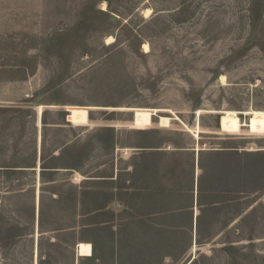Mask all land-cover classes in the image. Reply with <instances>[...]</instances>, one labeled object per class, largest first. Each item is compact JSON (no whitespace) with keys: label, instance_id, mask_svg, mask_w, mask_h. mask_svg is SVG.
<instances>
[{"label":"rangeland","instance_id":"obj_1","mask_svg":"<svg viewBox=\"0 0 264 264\" xmlns=\"http://www.w3.org/2000/svg\"><path fill=\"white\" fill-rule=\"evenodd\" d=\"M0 264H264V0H0Z\"/></svg>","mask_w":264,"mask_h":264},{"label":"bare ground","instance_id":"obj_2","mask_svg":"<svg viewBox=\"0 0 264 264\" xmlns=\"http://www.w3.org/2000/svg\"><path fill=\"white\" fill-rule=\"evenodd\" d=\"M104 6V5H103ZM104 8H106L104 6ZM152 9L151 8H146L145 12L146 15H149L151 13ZM108 42L107 43H111L114 41V36L110 35L107 37ZM144 50L146 52L150 51V46L148 43H145L143 46ZM224 76L222 77V79L224 80ZM78 255L79 256H85V257H89L93 255V245L90 242H85V241H81L78 244Z\"/></svg>","mask_w":264,"mask_h":264},{"label":"water","instance_id":"obj_3","mask_svg":"<svg viewBox=\"0 0 264 264\" xmlns=\"http://www.w3.org/2000/svg\"><path fill=\"white\" fill-rule=\"evenodd\" d=\"M117 18H118L117 15L112 14L110 20H111L112 22H114V21H116ZM68 112H69V111H68ZM68 115H69V113H68ZM133 118H134V116H133ZM40 152H41V151H40V146H39V154H40ZM39 211H40V209L38 208V223H39Z\"/></svg>","mask_w":264,"mask_h":264},{"label":"trees","instance_id":"obj_4","mask_svg":"<svg viewBox=\"0 0 264 264\" xmlns=\"http://www.w3.org/2000/svg\"><path fill=\"white\" fill-rule=\"evenodd\" d=\"M42 217H43V213H42V210H41V220H40V224H41V228H42Z\"/></svg>","mask_w":264,"mask_h":264},{"label":"crops","instance_id":"obj_5","mask_svg":"<svg viewBox=\"0 0 264 264\" xmlns=\"http://www.w3.org/2000/svg\"><path fill=\"white\" fill-rule=\"evenodd\" d=\"M196 150H197V151H200V147H197Z\"/></svg>","mask_w":264,"mask_h":264}]
</instances>
